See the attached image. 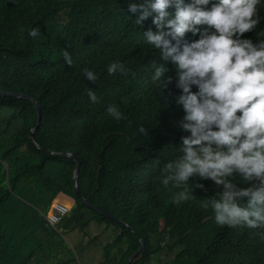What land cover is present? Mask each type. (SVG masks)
<instances>
[{
	"label": "trees",
	"instance_id": "trees-1",
	"mask_svg": "<svg viewBox=\"0 0 264 264\" xmlns=\"http://www.w3.org/2000/svg\"><path fill=\"white\" fill-rule=\"evenodd\" d=\"M135 15L127 13L124 0H0V92L28 94L41 107L38 126L32 101L0 97V264L45 259L58 264L60 246L52 242L59 229H79L88 237L94 223L114 233L99 264H126L142 239L145 249L130 264H264V228L218 226L211 208L204 207L220 186L190 177L193 198L174 204L172 195L183 186L160 184V169L179 155L175 146L187 133L175 124L183 112L173 99L179 92L174 70L142 42L140 32L154 29L151 19L135 26ZM32 28L38 36L28 35ZM195 38L185 34L187 40ZM153 59L165 63L166 75L173 76L163 95L148 81ZM112 60L124 63L128 72L108 75L105 66ZM85 67L96 73L95 83L83 77ZM86 87L96 92L97 103L89 102ZM109 104L117 105L124 118L109 116ZM35 127L33 137L42 148L29 137ZM52 151L79 158L82 195L121 223L85 204L74 184L78 160ZM230 179L248 186L240 184L238 174ZM12 198L43 208L36 219L39 230L7 220ZM56 203L71 209L57 230L46 218Z\"/></svg>",
	"mask_w": 264,
	"mask_h": 264
},
{
	"label": "clouds",
	"instance_id": "clouds-1",
	"mask_svg": "<svg viewBox=\"0 0 264 264\" xmlns=\"http://www.w3.org/2000/svg\"><path fill=\"white\" fill-rule=\"evenodd\" d=\"M124 3L128 14H136L135 26L151 19L154 29L140 32L142 42L160 61L170 62L179 90L173 99L183 115L175 124L187 134L175 146L179 155L160 169V184L183 186L172 195V203L179 204L193 198L190 177L210 179L221 187L204 201L216 225L264 228V16L260 15L264 0ZM249 32L255 39L244 35ZM186 33L196 38L187 40ZM28 35L38 36V30L32 28ZM63 58L72 63L67 51ZM105 67L108 75L128 72L119 60ZM149 67L148 81L163 95L173 76L166 75L165 63L155 59ZM81 71L95 83V72L87 67ZM85 91L90 103L98 102L95 91L89 87ZM105 111L114 120L124 118L115 104ZM137 131L145 129L138 125ZM234 174L248 186L230 179ZM194 186L207 191L203 183Z\"/></svg>",
	"mask_w": 264,
	"mask_h": 264
},
{
	"label": "rangeland",
	"instance_id": "rangeland-1",
	"mask_svg": "<svg viewBox=\"0 0 264 264\" xmlns=\"http://www.w3.org/2000/svg\"><path fill=\"white\" fill-rule=\"evenodd\" d=\"M13 199H15L19 205L8 204L7 209L9 212L6 216L8 218L7 220L13 217L16 221L15 223H30V228L32 227L37 230L38 226H36V219L40 216L43 208L40 209L41 207L39 208L35 203L30 204V201H24L19 198ZM30 213L33 218L32 221L30 220ZM80 226L81 223H78V227L81 229ZM27 229L29 230V228ZM77 230L78 233L73 234L76 230L70 233L67 228H63L59 229L60 233L58 235H54V242L52 243L60 246L57 252L58 264H99L104 261L102 254L103 246L113 242V230L110 229L107 231L106 225H98L96 223L92 224L88 230V237L82 230ZM26 232L27 231L20 229V233L25 234ZM34 235L36 237L43 236H41V232L39 231H35ZM93 240L96 241L93 242ZM80 245H83L84 249ZM49 252H51V250H49ZM53 255L54 253L51 252V256ZM62 261H69L72 263H64ZM29 264H53V262H46L45 259L43 262H32Z\"/></svg>",
	"mask_w": 264,
	"mask_h": 264
},
{
	"label": "water",
	"instance_id": "water-1",
	"mask_svg": "<svg viewBox=\"0 0 264 264\" xmlns=\"http://www.w3.org/2000/svg\"><path fill=\"white\" fill-rule=\"evenodd\" d=\"M9 96H13V97H17V98H24V99H28L30 101L33 102L35 108L37 109V112H38V126L40 125V122H41V107H40V104L38 103V101H36L35 99H33L32 97L28 96V94H25V93H22V92H13V91H10V92H3L1 91L0 92V97H9ZM35 130H36V127L33 128L31 130V133L29 135V137L31 138V140L33 142L36 143V141L34 140V133H35ZM36 145L40 148H42L41 146H39L37 143ZM52 153L55 155V156H67V157H71L73 159H76L78 160V166L76 168V171H75V175H74V184H75V189H76V192L77 194L83 199V201L85 202V204H87L90 208L96 210L97 212H99L100 214L110 218V219H113L115 222L117 223H121L119 220H117L116 218H114L112 215L108 214L106 211H104L103 209H101L99 206L91 203L88 199L84 198V196L82 195V191H81V187H80V172H81V166H82V163L81 161L79 160V158L77 156H75L72 152H56V151H52ZM125 226H127L126 224H124ZM142 242V247L140 248V250L133 254V256H131L128 261L126 262V264H130L132 262V260L139 256L143 250L145 249V246H146V242L145 240H141Z\"/></svg>",
	"mask_w": 264,
	"mask_h": 264
},
{
	"label": "built area",
	"instance_id": "built-area-1",
	"mask_svg": "<svg viewBox=\"0 0 264 264\" xmlns=\"http://www.w3.org/2000/svg\"><path fill=\"white\" fill-rule=\"evenodd\" d=\"M71 209L62 203H56L53 206V213L47 216V222L49 226H52L55 230H57V226L60 224L63 218L69 215Z\"/></svg>",
	"mask_w": 264,
	"mask_h": 264
},
{
	"label": "crops",
	"instance_id": "crops-1",
	"mask_svg": "<svg viewBox=\"0 0 264 264\" xmlns=\"http://www.w3.org/2000/svg\"><path fill=\"white\" fill-rule=\"evenodd\" d=\"M9 203H10V204H14V205H19V204H17L16 200L13 199V198L10 200ZM76 233H78V230H76L73 234H76Z\"/></svg>",
	"mask_w": 264,
	"mask_h": 264
}]
</instances>
